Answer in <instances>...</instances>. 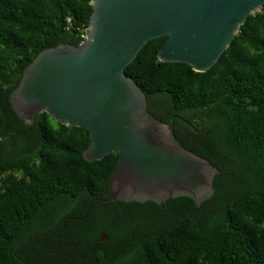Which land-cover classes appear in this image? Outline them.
<instances>
[{
  "label": "trees",
  "instance_id": "16d2710c",
  "mask_svg": "<svg viewBox=\"0 0 264 264\" xmlns=\"http://www.w3.org/2000/svg\"><path fill=\"white\" fill-rule=\"evenodd\" d=\"M92 12V0H0V264H264V7L206 72L161 61L167 36L126 67L150 111L219 167L200 205L97 200L119 153L88 161L87 128L47 112L29 124L13 108L26 67L81 44Z\"/></svg>",
  "mask_w": 264,
  "mask_h": 264
},
{
  "label": "water",
  "instance_id": "95a60500",
  "mask_svg": "<svg viewBox=\"0 0 264 264\" xmlns=\"http://www.w3.org/2000/svg\"><path fill=\"white\" fill-rule=\"evenodd\" d=\"M92 7L81 44L46 48L26 67L10 96L13 108L29 124L47 112L87 128L88 161L119 153L108 192L97 200L162 204L188 196L200 205L215 192L219 167L180 142L174 117L163 121L150 111L126 67L148 41L167 36L161 61L206 72L264 0H92Z\"/></svg>",
  "mask_w": 264,
  "mask_h": 264
},
{
  "label": "rangeland",
  "instance_id": "374dc122",
  "mask_svg": "<svg viewBox=\"0 0 264 264\" xmlns=\"http://www.w3.org/2000/svg\"><path fill=\"white\" fill-rule=\"evenodd\" d=\"M149 218H150V217H148V220H149ZM152 219H153V217L151 216V219H150V220H152Z\"/></svg>",
  "mask_w": 264,
  "mask_h": 264
},
{
  "label": "flooded vegetation",
  "instance_id": "af4514ba",
  "mask_svg": "<svg viewBox=\"0 0 264 264\" xmlns=\"http://www.w3.org/2000/svg\"><path fill=\"white\" fill-rule=\"evenodd\" d=\"M171 199H172V198H171ZM171 199H169L167 202H169ZM167 202H166V203H167Z\"/></svg>",
  "mask_w": 264,
  "mask_h": 264
}]
</instances>
